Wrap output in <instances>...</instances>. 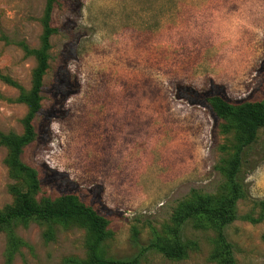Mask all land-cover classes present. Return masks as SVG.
Here are the masks:
<instances>
[{
	"label": "rangeland",
	"instance_id": "obj_1",
	"mask_svg": "<svg viewBox=\"0 0 264 264\" xmlns=\"http://www.w3.org/2000/svg\"><path fill=\"white\" fill-rule=\"evenodd\" d=\"M46 0H0V132L20 135L33 84ZM50 67L36 137L22 160L39 173L37 199L73 193L109 221L107 254L132 258L166 236L171 216L192 190L214 193L233 153L232 133L207 98L264 99V0H56ZM0 144V211L23 187ZM246 195L225 229L238 264H264V129L240 176ZM35 221L18 223L24 247L13 264L86 260L87 231L55 225L46 241ZM215 234L189 223L187 258L155 251L139 264H216ZM7 236L0 231V264Z\"/></svg>",
	"mask_w": 264,
	"mask_h": 264
},
{
	"label": "trees",
	"instance_id": "obj_2",
	"mask_svg": "<svg viewBox=\"0 0 264 264\" xmlns=\"http://www.w3.org/2000/svg\"><path fill=\"white\" fill-rule=\"evenodd\" d=\"M55 4L56 0H46L40 47L30 49L24 46L25 52L33 55L37 61L31 89H21L19 96V101L28 106V113L23 119L24 131L20 135L0 132V144L9 150L6 163L10 173L23 185L12 188L16 198L15 205L0 211V231L5 232L8 242L5 251L6 264H13L21 249L30 247L16 233L18 223L26 225L30 221H35L45 228L43 237L46 241L55 239L54 227L57 224L85 229L88 257L86 260H72L74 264H139L141 257L148 251H155L168 260H184L189 250L197 245L195 241L182 238L184 227L189 223L195 229L214 232L211 258L216 264H238L233 244L228 240L225 229L237 220L238 202L246 195L245 184L240 176L247 151L258 141L259 132L264 129V99L231 103L218 94L207 98L213 113L224 122L223 132L232 133L233 137V153L220 168L224 182L214 193L192 190L190 196L180 202L174 210L171 225L166 228L167 235L161 236L154 231L153 240L149 245L142 247L135 257L108 256L105 242L111 235L109 221L92 206L83 202L78 195L68 193L55 199H37L42 189L39 173L23 162L22 155L37 135L34 122L42 110L44 77L51 59V38L60 31L52 24Z\"/></svg>",
	"mask_w": 264,
	"mask_h": 264
}]
</instances>
